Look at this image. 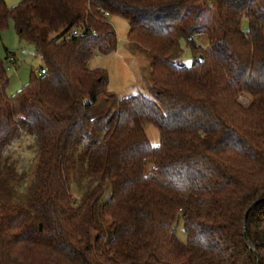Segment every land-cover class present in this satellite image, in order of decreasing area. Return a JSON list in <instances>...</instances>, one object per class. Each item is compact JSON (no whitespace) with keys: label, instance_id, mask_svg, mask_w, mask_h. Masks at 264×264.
<instances>
[{"label":"trees","instance_id":"16d2710c","mask_svg":"<svg viewBox=\"0 0 264 264\" xmlns=\"http://www.w3.org/2000/svg\"><path fill=\"white\" fill-rule=\"evenodd\" d=\"M106 13L151 56L156 99H120L89 67L117 49ZM209 15L221 36L204 49ZM11 21L47 75L10 97L0 57V264H264V0H0V32ZM183 39L191 65L177 63ZM113 108L78 165L95 184L77 199L74 145ZM23 135L28 164L11 149Z\"/></svg>","mask_w":264,"mask_h":264},{"label":"rangeland","instance_id":"374dc122","mask_svg":"<svg viewBox=\"0 0 264 264\" xmlns=\"http://www.w3.org/2000/svg\"><path fill=\"white\" fill-rule=\"evenodd\" d=\"M21 1L22 0H5L7 6L10 8L19 5ZM213 17L214 16L209 15L205 19V34L196 36L198 46L204 49L210 47V38L217 39L221 36L219 25L213 21ZM109 21L117 35V49L108 55L96 52L89 61V67L107 71L109 76V90L120 99L138 94L156 99V95L151 90L153 85L151 78V56L145 51L138 48L135 49L130 45L128 41L129 23L127 20L120 16H110ZM242 27L244 30H247V20L243 21ZM52 37H57V34H54ZM181 48L183 50V56L177 63L179 65H191L195 61V54L184 39L181 40ZM0 57L4 60L8 70L9 85L7 94L10 97L20 92L30 82L32 74L39 75L41 68L45 66L43 60L37 54L34 45L20 39L15 31L13 21L10 22L8 29L0 32ZM9 57L15 59V64L13 63L14 60H12V64H10ZM241 99L244 103L248 101L246 97H242ZM114 110L115 108H113L108 115L100 118L94 123L91 129L74 145L71 154V186L72 194L77 199H80L85 191L95 184V182L85 180L89 177H82L78 166L80 165V160H82L90 144L102 140L106 133V124ZM145 131L153 146L160 145V132L153 124H146ZM19 134H22L21 128L19 129ZM17 137H15V139ZM32 142L33 140H31V138H27L24 135L19 137L17 142L13 144L14 146L11 147L14 157L18 160H23L24 164H28L30 161L29 158L35 155L34 143ZM21 156H24V158ZM108 195L109 188L107 187L104 197L105 200L108 199ZM175 232L177 238L181 242H187L188 235L185 230L183 219H180L175 224Z\"/></svg>","mask_w":264,"mask_h":264},{"label":"built area","instance_id":"2783aa9c","mask_svg":"<svg viewBox=\"0 0 264 264\" xmlns=\"http://www.w3.org/2000/svg\"><path fill=\"white\" fill-rule=\"evenodd\" d=\"M106 16L109 17V14L106 13ZM74 35H78L79 34V30H74L73 32ZM39 75H47V70L46 69H42L40 72H39Z\"/></svg>","mask_w":264,"mask_h":264},{"label":"water","instance_id":"95a60500","mask_svg":"<svg viewBox=\"0 0 264 264\" xmlns=\"http://www.w3.org/2000/svg\"><path fill=\"white\" fill-rule=\"evenodd\" d=\"M200 59H201V61L203 62V57H202V56H200ZM245 238H246V240H247V236H246V234H245Z\"/></svg>","mask_w":264,"mask_h":264},{"label":"crops","instance_id":"0c3cea01","mask_svg":"<svg viewBox=\"0 0 264 264\" xmlns=\"http://www.w3.org/2000/svg\"><path fill=\"white\" fill-rule=\"evenodd\" d=\"M9 58H10V57H9ZM10 59H11V58H10ZM13 60H14V62H13V63L15 64V59H13Z\"/></svg>","mask_w":264,"mask_h":264}]
</instances>
